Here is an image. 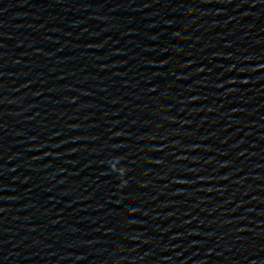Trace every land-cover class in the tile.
<instances>
[{
	"label": "water",
	"instance_id": "obj_1",
	"mask_svg": "<svg viewBox=\"0 0 264 264\" xmlns=\"http://www.w3.org/2000/svg\"><path fill=\"white\" fill-rule=\"evenodd\" d=\"M0 264H264V0H0Z\"/></svg>",
	"mask_w": 264,
	"mask_h": 264
},
{
	"label": "clouds",
	"instance_id": "obj_2",
	"mask_svg": "<svg viewBox=\"0 0 264 264\" xmlns=\"http://www.w3.org/2000/svg\"><path fill=\"white\" fill-rule=\"evenodd\" d=\"M120 157L114 158V161L111 162V168L113 171L117 172L120 176L126 175V167L120 166Z\"/></svg>",
	"mask_w": 264,
	"mask_h": 264
}]
</instances>
